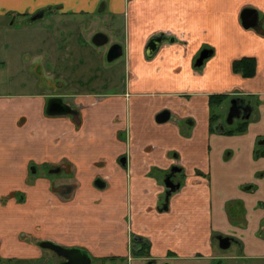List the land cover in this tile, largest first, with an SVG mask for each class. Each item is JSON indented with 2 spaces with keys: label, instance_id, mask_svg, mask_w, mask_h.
Returning a JSON list of instances; mask_svg holds the SVG:
<instances>
[{
  "label": "crops",
  "instance_id": "obj_1",
  "mask_svg": "<svg viewBox=\"0 0 264 264\" xmlns=\"http://www.w3.org/2000/svg\"><path fill=\"white\" fill-rule=\"evenodd\" d=\"M47 6L104 22L118 17L122 68L118 82L104 78L67 98L22 89L0 96V256L36 259V242L50 240L127 257L130 231L149 239L158 262L215 264L217 234L237 240L241 259L264 264V156L256 155L264 150V0H0V24ZM247 8L258 13L257 29L242 26ZM156 35L166 40L148 57ZM205 49L211 54L195 67ZM96 51L88 73L105 60L106 50ZM242 58L254 59L253 77L232 71ZM225 94L250 102L244 134L209 132V96ZM51 98L77 117L54 115ZM163 111L170 119L158 124ZM173 167L185 181L158 212ZM65 185L74 188L67 198L57 193Z\"/></svg>",
  "mask_w": 264,
  "mask_h": 264
},
{
  "label": "rangeland",
  "instance_id": "obj_2",
  "mask_svg": "<svg viewBox=\"0 0 264 264\" xmlns=\"http://www.w3.org/2000/svg\"><path fill=\"white\" fill-rule=\"evenodd\" d=\"M67 4L72 5L71 2ZM100 8L101 5L98 11ZM53 16L47 14L43 19L33 22L29 34L35 35L36 39L21 30L18 31L24 24L20 19L10 20L7 16L8 22L6 20L0 24V96L22 89L30 92H49L67 98L73 95L74 89L79 92L84 89L86 92L94 91L92 83L97 81L113 79L118 82L117 71L122 68V56L113 62L102 60L104 62L98 65L99 69L91 70L90 73L88 61L97 60L98 48L106 50L107 53L110 44L122 42L123 26L119 18H115L116 22H104L100 14L95 17L57 15L55 19ZM94 22L96 24L93 25ZM108 25L116 32L115 36L108 30ZM94 31L106 34L108 43L102 47L93 46L89 35ZM79 35L80 48L77 49L75 43ZM110 88L108 91L116 90L113 86ZM226 115L227 113H224L221 116L223 123ZM238 122L239 120L235 119L233 125ZM31 173H34V168ZM236 248L234 243L225 251L215 248L216 254H219L215 264H252L241 259Z\"/></svg>",
  "mask_w": 264,
  "mask_h": 264
},
{
  "label": "flooded vegetation",
  "instance_id": "obj_3",
  "mask_svg": "<svg viewBox=\"0 0 264 264\" xmlns=\"http://www.w3.org/2000/svg\"><path fill=\"white\" fill-rule=\"evenodd\" d=\"M61 10H62V8L60 6H47L44 8H40L34 12L21 13V14L10 13L8 15V17H10V20L20 19L21 23H24L21 25V27L31 26L33 24V22L43 19L45 17V15H47V14L54 15V13L56 12V15L53 16V19L58 17L57 15L67 16V14H65V13H58ZM25 19H27V20H25ZM7 22H8V20H7ZM99 33H101V32H99ZM157 36L164 38L163 35H156L153 37H157ZM92 38H93V36L90 38L91 43H92ZM115 44L119 45L118 42H116V43L110 44V47L112 45H115ZM109 48H108V50H109ZM122 54H123V49H122ZM106 55H107V53L105 54V59H106ZM47 102H48L47 108L49 111H51L52 109H55L58 106V104L64 105V103L62 101H60L58 98H51ZM237 105L241 108H244L245 106H247L246 103H241V102H238ZM75 114L77 115L78 113L75 112ZM173 168H175L176 170H175V172L171 173V170ZM173 168H171L169 173L164 174L163 182L168 176H170V180L172 181L173 186H174L173 187L174 191L172 192V194L168 198H166L167 193L169 191H171V189L164 187V192L162 195L163 197H162L161 204L157 205V211L158 212L162 211V213H163V212H166L168 210L169 200H170L171 196H173L175 193L179 192V190L181 189V187L185 181L181 170L177 167H173ZM54 170H56V171L58 170V171L56 173H54L53 172ZM59 171L60 170L58 168L52 169L50 171V173L58 174ZM34 173H35V170H34ZM94 184H93V187L99 191H102L105 187L103 183H102V185H99L98 187L95 186ZM163 186H164V184H163ZM73 189L74 188L71 185L60 186L59 188H57V193L59 195H61L62 197L67 198L72 193ZM18 201L22 202L23 200H21L19 198ZM128 234H129L130 238H129V249H128L129 256H127V257L95 256L87 248H84L81 246H63V245L57 244L55 242H52L50 240H38V242H36V247L41 252V256L39 258H36V259H34V258L20 259V258H2L0 256V264H68L67 259L63 258L62 256L57 255L51 249L41 246V245H47V244H51V245H54L57 247H61L63 249H72V248L79 249L82 253H85L89 256V258H90L89 264H168L166 262H158L156 259H154L150 256V241L148 238H146L144 236L135 235L130 231ZM215 235H216V237L220 236L217 234H215ZM221 236H223V235H221ZM224 237H228V236H224ZM229 238L232 239V244L233 243L236 245L239 244L236 239H234L232 237H229ZM133 242H138V243H135L136 244L135 245V244H133ZM145 247L148 248V249L146 248V251L148 254L147 256H134V257H132L133 253H137L140 250H143V252L145 253V250H144Z\"/></svg>",
  "mask_w": 264,
  "mask_h": 264
},
{
  "label": "water",
  "instance_id": "obj_4",
  "mask_svg": "<svg viewBox=\"0 0 264 264\" xmlns=\"http://www.w3.org/2000/svg\"><path fill=\"white\" fill-rule=\"evenodd\" d=\"M240 18H241L242 26L245 29H257L260 26L258 22V13L257 11L253 9H250V8L244 9L241 12ZM165 40H166L165 37L162 38L160 36L150 38L145 47L146 55L148 57H152L153 55H155L159 46ZM107 43H108V37L105 34L97 33L92 38V44L95 47H102L106 45ZM210 54H211V51L207 49L202 50L194 63L195 67H200L203 64V62L209 57ZM121 56H122V47L120 45L115 44L109 48L107 55H106V60L107 62H113L114 60L118 59ZM238 102L245 103L242 99H237V98L230 101V107L228 109L226 121H225L227 125H232L235 119H242V120L249 119V116L252 112L251 110L252 108L250 106H245L244 108H241L237 105ZM58 105L59 106H57L55 109L52 110L54 115L60 112L62 114H69L73 118V120L77 117L75 112L71 110V108L67 107L65 104L64 105L58 104ZM169 119H170V114L167 111H163L156 116L155 121L158 124H163L169 121ZM263 143L264 141L261 142V144ZM175 170L176 169L173 168L171 170V173L175 172ZM57 171L54 170L53 172L56 173ZM163 184L165 188L171 189V191L167 193L166 198H168L174 191L173 190L174 186H173L172 181L170 180V176H168L164 180ZM216 241H217V246L219 250L221 251L228 250L232 244L231 238L224 237L221 235L216 237ZM41 246L45 248H49L53 252H55L57 255L62 256L63 258L67 259L68 264H89L90 263L89 256L85 253H82L79 249H76V248L63 249L61 247H57L51 244L41 245Z\"/></svg>",
  "mask_w": 264,
  "mask_h": 264
},
{
  "label": "trees",
  "instance_id": "obj_5",
  "mask_svg": "<svg viewBox=\"0 0 264 264\" xmlns=\"http://www.w3.org/2000/svg\"><path fill=\"white\" fill-rule=\"evenodd\" d=\"M232 71L235 74L241 75L243 78H251V77H253V75L255 73V61L252 58H242V59L236 60L232 63ZM231 100H233V98L230 97V95H228V94L209 96L208 105H209V132L210 133L219 132V133H221L223 135H227V136L241 135V134L245 133L248 120L238 119L239 122L235 125H233V124L227 125L226 123H223L221 121V107L224 103H226L230 106ZM242 100L246 103L247 106L250 105V102L246 101V99H242ZM261 146H264V145H261ZM256 155L257 156L258 155L264 156V150H261V149L258 150L256 152ZM94 183H95L94 185L97 187L99 185H102V183L99 180H95ZM211 240L214 244V247L219 249L217 246L215 234L212 235ZM135 243H138V242H133V244H135ZM146 248L147 247L144 248L145 253L143 252V250H140L137 253H133L132 257H134V256H147L148 254H147Z\"/></svg>",
  "mask_w": 264,
  "mask_h": 264
}]
</instances>
